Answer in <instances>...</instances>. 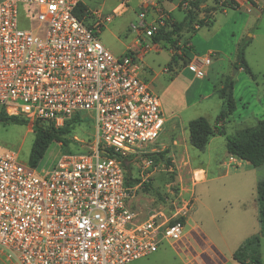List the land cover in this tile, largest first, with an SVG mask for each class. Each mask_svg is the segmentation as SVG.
<instances>
[{
	"label": "built area",
	"instance_id": "built-area-1",
	"mask_svg": "<svg viewBox=\"0 0 264 264\" xmlns=\"http://www.w3.org/2000/svg\"><path fill=\"white\" fill-rule=\"evenodd\" d=\"M83 1L0 0V110L23 117L31 131L36 122L77 119L79 127L88 113L94 130L89 146L72 136L79 149L41 167L0 144V264H131L164 244L186 264L197 249L185 230L193 201L166 215L143 188L154 166L145 149L164 117L140 62L170 18L144 0L128 31L148 41L116 56L99 40L111 17L87 9L89 24L78 19ZM176 1L188 10L195 0ZM178 46V56L191 52L189 42ZM211 55L194 56L188 68L202 76ZM130 157L141 159L137 184H126Z\"/></svg>",
	"mask_w": 264,
	"mask_h": 264
},
{
	"label": "rangeland",
	"instance_id": "rangeland-1",
	"mask_svg": "<svg viewBox=\"0 0 264 264\" xmlns=\"http://www.w3.org/2000/svg\"><path fill=\"white\" fill-rule=\"evenodd\" d=\"M143 1H83L88 10L100 13L103 18L111 17L110 21L105 23V28L102 29L99 40L112 54L120 55L124 50L126 40L131 39L133 36L132 32L128 31V27L130 24L138 22L137 17L141 12L140 4ZM214 1L217 4L219 3V0ZM163 2L164 0L158 1V4L162 7ZM118 6L123 7V10L112 14V11ZM174 17L180 20L182 13L176 11ZM213 20L214 24L211 28L202 27L196 33L183 31L177 41L181 44L187 40L193 44L198 57L213 53L208 79L201 80L191 69H187L188 67L180 68L181 73L176 80L171 71L164 73L163 70L167 67H164V64L168 59V50L162 49L157 53L153 50L143 57L149 63H155V66L158 65L159 68H163L164 75L154 84V89L151 83L146 82L158 97L162 115L167 121L155 146L157 151L155 153L161 154L164 161H169L167 166L164 161H159L147 170L146 174L148 176L145 178V182L150 184L151 191L143 193L152 201L156 200L157 202L154 201V205L162 207L166 215H171L181 207V201L178 197L179 187L181 184L186 186V175L181 173V167L178 165L179 168H176L177 165L171 162V158H168V154L171 153L170 145L174 138L179 139V144L184 143L182 132L186 133V124L191 120L204 117L208 123L213 124L215 116L222 110V101L213 91L214 87H219L222 74L233 78V98L236 105L235 112L225 124L226 134L233 136L237 131L245 127H253L257 121L264 119V11H262L261 17L252 18L233 9H226L225 13L217 10L213 14ZM247 40H250V42L244 49V60L255 80H252L243 70L238 71V66L234 67L239 46L237 44ZM143 59L140 62L141 70L144 69ZM182 59L185 58L182 57ZM205 70L206 67L202 69L203 74ZM202 92H205L203 93L205 97L200 99L198 95ZM82 116L84 118L83 122L73 131L72 136L85 141L84 145L89 146L91 142L86 141L93 138V120L88 116V113H83ZM171 126L174 128H171ZM32 131L27 125L24 127H4L0 125V144L16 150L19 153V161L27 164L33 141ZM221 142L224 143L223 138ZM217 148L219 147L217 146ZM190 149L197 152L193 148ZM60 152L61 146L58 143L51 145L44 158L39 162V166L54 161L60 155ZM140 161V158L136 160L128 159L125 171L132 178L141 180V170L138 168V166H141ZM199 161L197 158L192 160L193 164H198ZM166 169L171 171L168 172ZM260 175L264 178V166L260 170ZM179 176H182L181 180H179ZM154 192L158 193V196ZM247 197L250 200V196L247 195ZM185 198L188 201L189 194H186ZM230 208L233 209L231 212L234 213L237 206L232 205ZM218 209V206L209 207L200 203L193 204L187 217L188 225L190 227L199 226L201 222L202 227L199 226L198 228L203 238V232L206 230L217 235L216 226L226 224V221L219 219L221 209ZM260 249L262 252L261 261L264 263V239L261 240ZM131 264H179V255L170 246L164 244L153 255Z\"/></svg>",
	"mask_w": 264,
	"mask_h": 264
},
{
	"label": "crops",
	"instance_id": "crops-1",
	"mask_svg": "<svg viewBox=\"0 0 264 264\" xmlns=\"http://www.w3.org/2000/svg\"><path fill=\"white\" fill-rule=\"evenodd\" d=\"M148 1L150 4L157 3V5L161 7L158 4V1L161 0ZM219 5L221 7H217ZM161 8L174 22H181L185 16V12L187 11L180 8L176 0H164ZM226 9H233L245 13L252 18H259L262 16V11H264V0H219L218 4L214 0H205V2L199 5L196 12V19L192 25L195 31L194 33L199 31L202 27H207H199L197 21L204 19L206 21L209 20L212 22V25L208 28H211L214 24L213 14L217 10L225 13ZM114 10L116 12L123 10V7L118 6ZM176 11L182 13V18L180 20H177L174 17V13ZM104 28L105 24L103 26V30ZM132 34L133 36L131 39L126 40L127 42L124 46V50L120 53V55L128 50H139L142 41H148L147 39L142 38V36L136 35L135 33ZM189 44L191 46V52L185 55L186 60H191L194 56H197L195 47L190 42ZM154 45L156 53L162 49L168 50L169 55L164 67H168V69L175 75L176 80L178 75L181 73L180 68L188 66L186 65L183 67L181 65V61H179L176 65L170 64V59L173 53L172 49L164 46V44L160 42L154 43ZM143 65L144 69L142 71V78L151 83L154 89V84H156V82L164 75L162 72L163 68H159L158 65L155 66V63H149V61L145 60V58L143 59ZM210 66L211 61L208 66H204L206 67L205 73L202 76L197 77L201 80L208 79ZM238 71H242V69L238 68ZM225 76L227 75L222 74V79ZM220 85L221 84H219V87ZM219 87H214L213 91L216 93V89ZM203 93L205 92L198 95L200 99L205 97V94ZM206 95L208 96L209 94ZM166 124L167 121L164 119V127ZM187 124L186 133L182 132L184 143L181 145L179 144V139L174 138L170 145L171 153L168 154V158H171V162H174L177 165L176 168L181 167V173L186 175V186L181 184L179 187L178 197L180 201H186V194H189V200H192L193 204L200 203L209 207L218 206L219 209H221L219 219L226 221V224L216 226L215 230L217 235L209 230L204 231V245V243L200 241V237L197 236V232L200 233L198 227H202L201 222L199 223V226L190 227L188 225V221H186L185 230L187 231V235L192 238V241L197 248L194 249L191 256L186 257V264H239L233 259V254L247 238L259 233L257 221L256 185L258 181L264 179L260 175V170L264 165L259 168H253L248 162L242 161L235 156L228 155L224 136L214 135L209 139L206 147L202 151H191L190 148L193 147L188 141L189 135L187 131ZM225 124L222 126L224 132L226 133ZM171 128L174 127L171 126ZM159 138L153 145H149L145 149L147 153L156 154L155 152L157 151L155 150V146L157 145ZM222 138L224 140L223 144L221 142ZM217 146L219 148H217ZM193 150L196 149L193 148ZM130 158L135 159V157ZM196 158L200 161L198 164H193L192 160ZM179 178V180H181L182 176H179ZM247 195L250 196V200ZM232 205L237 206L234 213L231 212L233 210L230 208ZM261 258L262 252L260 249V259ZM179 264H183L180 257Z\"/></svg>",
	"mask_w": 264,
	"mask_h": 264
},
{
	"label": "trees",
	"instance_id": "trees-1",
	"mask_svg": "<svg viewBox=\"0 0 264 264\" xmlns=\"http://www.w3.org/2000/svg\"><path fill=\"white\" fill-rule=\"evenodd\" d=\"M205 0H195L190 4L189 9L185 12V16L181 22L170 21L167 22L166 27L161 28L159 32L151 38L153 43H163L164 46L171 48L172 51L178 50V38L183 31L194 33L192 25L196 19V12L201 3ZM87 10L85 5L80 4L75 11V16L89 24V17L84 11ZM199 27L212 25L211 21L201 20L197 21ZM186 42H188L186 40ZM184 42V43H186ZM250 40L243 41L238 46L237 61L234 67L241 68L252 80H255L254 75L250 71L244 60V49L249 44ZM191 48V47H190ZM185 58V56H183ZM181 61L184 67L189 60L182 59L172 53L170 64L176 65ZM169 64V67H170ZM220 87L216 89V94L222 101V110L215 117L214 124L211 125L208 121L199 117L191 120L187 124L188 141L189 144L196 150L202 151L209 139L214 136H224L226 151L228 155L235 156L238 159L248 162L253 168H259L264 165V119L257 121L253 127H245L235 133L233 136H228L224 132L223 124L233 115L236 110L235 101L233 98L234 81L230 76H225L221 82ZM264 99V93H263ZM0 125L24 127L27 121L21 116H8L0 110ZM78 126V120L72 119L67 121L62 127H54L53 125H46L43 123H35L32 127L33 141L28 158V166L36 167L44 158L48 148L58 143L61 146L62 153H73L79 148L71 139L73 131ZM112 156V152L108 151ZM150 158L156 164L159 161H164L163 156L159 153L150 154ZM165 165H169V161H164ZM126 184H137L139 179H131V175L126 173ZM144 191L149 193L151 191L150 184H143ZM154 194L158 196V193ZM256 204H257V221L259 226V233L247 238L240 247L233 254V259L239 264H264L260 259V241L264 238V179L258 181L256 185Z\"/></svg>",
	"mask_w": 264,
	"mask_h": 264
},
{
	"label": "water",
	"instance_id": "water-1",
	"mask_svg": "<svg viewBox=\"0 0 264 264\" xmlns=\"http://www.w3.org/2000/svg\"><path fill=\"white\" fill-rule=\"evenodd\" d=\"M104 153H105V154H107V152H106V151H104Z\"/></svg>",
	"mask_w": 264,
	"mask_h": 264
}]
</instances>
